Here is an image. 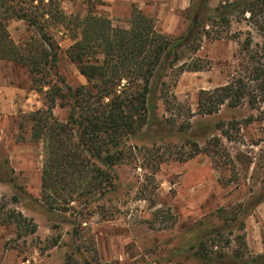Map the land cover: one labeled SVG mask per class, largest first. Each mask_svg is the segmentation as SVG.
<instances>
[{"label":"rangeland","instance_id":"rangeland-1","mask_svg":"<svg viewBox=\"0 0 264 264\" xmlns=\"http://www.w3.org/2000/svg\"><path fill=\"white\" fill-rule=\"evenodd\" d=\"M202 1L157 0L154 13L150 1L144 9L130 0L58 3L67 16H104L124 29L134 6L153 18L157 32L179 36L196 10L203 13ZM234 1L239 0H207V7ZM238 20L217 28L221 39L202 40L194 58L206 61L208 69L166 80L182 106L177 122L188 117L189 109L194 116L188 131L162 127L159 122L168 114L158 95L154 98L156 127L129 141L138 161L115 167L114 189L99 202L107 220L95 208L76 205L77 212H52L40 203L45 149L43 142L30 140L29 118L46 115L47 100L34 90L23 67L0 61V197L37 227L18 239L14 226H0V264H264V200L240 217V226L224 223L233 208L264 193V120L246 104L225 106L206 117L197 113L198 93L224 85L237 67L238 41L229 36L240 32L243 40L249 31L253 44L261 42L255 29ZM7 30L16 44L34 34L18 20L8 21ZM47 30L58 47L59 78L51 77L52 82L61 86L62 80L72 88L86 84L66 56L74 40L57 25ZM52 114L64 121L68 109L57 103ZM153 148L161 157L154 175L143 159Z\"/></svg>","mask_w":264,"mask_h":264},{"label":"trees","instance_id":"trees-1","mask_svg":"<svg viewBox=\"0 0 264 264\" xmlns=\"http://www.w3.org/2000/svg\"><path fill=\"white\" fill-rule=\"evenodd\" d=\"M207 5L203 0V13L196 10L182 34L169 36L157 32L153 18L134 6L130 25L124 29L114 27L104 16H67L58 0H0V61L23 67L34 90L47 100L46 115L34 113L29 118L30 140L43 142L45 149L39 200L46 209L77 212L74 207L78 205L87 211L95 208L105 220L110 219L99 202L114 189L115 167L138 161L129 141L156 127L151 116L154 98L158 95L168 114L159 122L162 127L179 133L191 128L194 116L190 109L188 117L177 122L182 106L166 80L176 81L185 71L207 68L206 61L194 58L202 40L221 39L223 33L217 28L229 27L234 17L255 29L261 42L253 44L249 31L243 40L240 32L229 36L238 41L237 67L224 85L198 93L197 113L206 117L225 106L232 109L246 104L264 120V0L226 2L213 10ZM10 20L24 22L34 34L16 44L7 30ZM56 25L74 40L66 56L84 77V85L72 88L60 80L57 86L51 80L59 78L58 47L47 29ZM57 103L68 109L64 121L52 114ZM146 156L144 166L149 165L154 175L161 164L158 148ZM262 200L264 193L237 205L223 222L240 226V217ZM9 225L14 226L18 239L34 234L37 228L0 197V226Z\"/></svg>","mask_w":264,"mask_h":264},{"label":"crops","instance_id":"crops-1","mask_svg":"<svg viewBox=\"0 0 264 264\" xmlns=\"http://www.w3.org/2000/svg\"><path fill=\"white\" fill-rule=\"evenodd\" d=\"M118 3H120V0H116ZM123 3H126L128 0H123ZM132 1H135L138 4L139 9H144L147 8L148 6L146 5L147 2H151V4L149 5V7H151V12L154 13L155 11H157V4L156 1L157 0H130V3ZM141 4V5H140ZM142 6H144V8H142ZM182 7V6H181Z\"/></svg>","mask_w":264,"mask_h":264}]
</instances>
